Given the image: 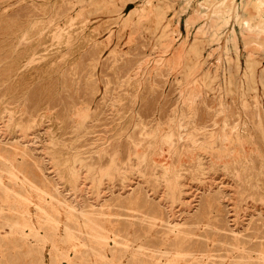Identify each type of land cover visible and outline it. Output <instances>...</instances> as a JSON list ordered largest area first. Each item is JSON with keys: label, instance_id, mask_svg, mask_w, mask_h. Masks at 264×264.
<instances>
[{"label": "rangeland", "instance_id": "374dc122", "mask_svg": "<svg viewBox=\"0 0 264 264\" xmlns=\"http://www.w3.org/2000/svg\"><path fill=\"white\" fill-rule=\"evenodd\" d=\"M245 1L0 0V264H264Z\"/></svg>", "mask_w": 264, "mask_h": 264}, {"label": "bare ground", "instance_id": "6f19581e", "mask_svg": "<svg viewBox=\"0 0 264 264\" xmlns=\"http://www.w3.org/2000/svg\"><path fill=\"white\" fill-rule=\"evenodd\" d=\"M229 1H225V3H222L221 5H219L218 7H217V11H216V14L218 15V19H219V23L220 22H222L221 21V18H220V14H225L227 11L225 10V8L226 7H228V6H230L232 3V1L230 2V3H228ZM254 2V1H253ZM251 0H248V1H245L243 4H242V6H241V8L242 9H246V11H250L251 9L250 8H254V9H256V5H257V1H256V3L254 2L253 3ZM232 6V5H231ZM215 10V9H214ZM215 12V11H214ZM255 13V12H254ZM254 13H253V15H254ZM251 14V13H250ZM249 14V15H250ZM249 15H248V17H249ZM253 15H250V16H253ZM257 15V14H256ZM244 17V18H243ZM247 16L245 17V16H242V19H241V21H240V23L242 24V26H243V29H244V31H248V32H250V33H262L261 31H263L264 29H263V24H264V22L262 21V20H260L259 22H258V24H257V27H255V26H253L252 25V23H251V18L249 19ZM217 18V17H216ZM217 20V19H216ZM218 22V21H217ZM249 26L250 27H252L254 30H251L250 28H249ZM220 27V26H219ZM213 28V27H212ZM261 30V31H260ZM243 31V32H244ZM247 34H249V33H247ZM210 38V37H209ZM245 39V38H244ZM253 39V38H252ZM251 41V40H250ZM236 42L237 41H235V39H234V44H236ZM250 43V42H249ZM262 44V43H261ZM250 45V44H249ZM260 45V44H259ZM250 47V46H249ZM181 49V48H180ZM254 51V50H253ZM10 120V119H9ZM182 124V123H181ZM7 125V124H6ZM181 135V134H180ZM184 136V135H183ZM182 138V137H181ZM159 159V158H158ZM164 159V158H163ZM206 166V165H205ZM78 173V172H77ZM143 175V174H142ZM16 177V176H15ZM86 177V176H85ZM86 184V183H85ZM181 192V191H180ZM186 193V192H185ZM167 196V195H166ZM181 196V195H180ZM38 207V206H37ZM73 209V208H72ZM92 209V208H91ZM70 210H71V208H70ZM179 210V209H178ZM76 212H78V211H76ZM72 214V213H71ZM75 213L73 212V214L72 215H74ZM71 217V216H70ZM50 219V218H49ZM171 224V223H170ZM173 224V223H172ZM173 227H174V225H172ZM179 227V226H178ZM68 228V227H67ZM104 258H106V257H104ZM103 259V258H102Z\"/></svg>", "mask_w": 264, "mask_h": 264}]
</instances>
